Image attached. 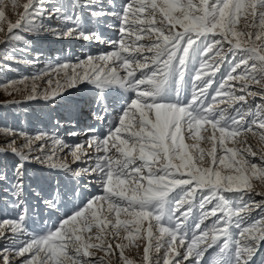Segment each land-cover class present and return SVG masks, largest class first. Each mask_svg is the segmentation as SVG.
<instances>
[{
	"label": "snow or ice",
	"instance_id": "obj_1",
	"mask_svg": "<svg viewBox=\"0 0 264 264\" xmlns=\"http://www.w3.org/2000/svg\"><path fill=\"white\" fill-rule=\"evenodd\" d=\"M22 8L0 69L46 62L3 87L56 116L0 145V264H135L130 247L142 264H264V149L248 141L264 143V0ZM46 38L110 50L45 57Z\"/></svg>",
	"mask_w": 264,
	"mask_h": 264
},
{
	"label": "rangeland",
	"instance_id": "obj_2",
	"mask_svg": "<svg viewBox=\"0 0 264 264\" xmlns=\"http://www.w3.org/2000/svg\"><path fill=\"white\" fill-rule=\"evenodd\" d=\"M26 0H17V3L20 7H13L12 0H0V10L5 12V20L0 22L3 25L4 32H0V55L3 54L6 46L3 41L5 39V33L7 32L8 22H15L18 19V13L23 11L22 4ZM34 47L36 49L42 50L45 54V57H55L58 53L63 50L64 54H70L72 56H83L86 52H91L92 54H97L102 50H110L99 46L97 44H87L84 41L80 40H70V41H57L51 38L40 39L34 41ZM35 55V52L29 54L28 59H32ZM46 62L45 58H42L38 65H16L12 64L11 67L17 69V71H5L0 69V145H3L4 142L12 138V134L8 133L7 130H22L29 133H35L37 131H51V119L56 116V112L52 111L56 106L48 104L42 99L26 101L24 96L26 93L13 92L12 95L8 94V91H5L4 85L9 80H17L23 75H31L38 68H42ZM223 70V69H222ZM40 89L46 88L47 85L43 81H37ZM20 88H24V85H17ZM28 87H31V82H28ZM11 89H9L10 91ZM19 101V103H11V101ZM7 133V134H6ZM61 135H65L61 131ZM68 142H73L75 138L65 137ZM249 143L252 145L254 151H259L264 149V143L259 141L257 137H248ZM21 140H17V143H21ZM187 143H193L191 140H187ZM202 147H207L202 145ZM257 185L258 191H264V185H260L258 182H254ZM93 191L99 192V189L93 188ZM257 201L262 198L256 196ZM103 255V253H100ZM125 255L132 259L135 264H142V255L143 249H136L130 247L125 250ZM159 257L153 254L152 259L155 262ZM112 264H116L115 257L112 259Z\"/></svg>",
	"mask_w": 264,
	"mask_h": 264
}]
</instances>
